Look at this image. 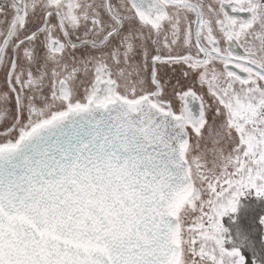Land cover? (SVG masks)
Returning a JSON list of instances; mask_svg holds the SVG:
<instances>
[{"label": "snow or ice", "instance_id": "obj_1", "mask_svg": "<svg viewBox=\"0 0 264 264\" xmlns=\"http://www.w3.org/2000/svg\"><path fill=\"white\" fill-rule=\"evenodd\" d=\"M0 264H264V0H0Z\"/></svg>", "mask_w": 264, "mask_h": 264}]
</instances>
